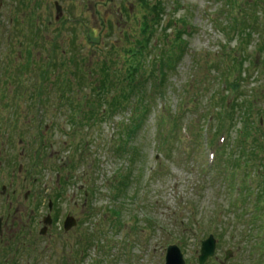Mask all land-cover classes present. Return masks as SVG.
I'll list each match as a JSON object with an SVG mask.
<instances>
[{
    "label": "rangeland",
    "instance_id": "rangeland-1",
    "mask_svg": "<svg viewBox=\"0 0 264 264\" xmlns=\"http://www.w3.org/2000/svg\"><path fill=\"white\" fill-rule=\"evenodd\" d=\"M22 1L24 0H17L18 6L14 5L13 0L4 1V10L0 9V20L3 25L6 24L5 27L9 26L10 17L15 14L23 15L20 12V10L25 11L21 9ZM58 1L63 8L64 15L56 22L55 3ZM148 1L154 3L156 0ZM160 1L165 7V13L162 15L164 28L170 22L177 24L181 19H188L190 24L188 28L190 34L186 37L189 40L188 53L178 65L176 74L168 78L167 96L156 101L161 107L167 103L166 107L174 113L179 110L181 97L183 101H188L198 92L190 86L191 83L187 86L194 74L192 57L200 60L201 56L218 53L221 49L220 44L224 37L216 30L212 16L219 15L224 8L219 0ZM241 1L251 3L254 0H239V3ZM24 2H26L24 6H31L34 12L41 13V24L45 25L44 28L50 25L48 30H44V38L49 40L56 38L60 41L69 39V44L64 45L67 52L73 48V44H70L74 34L73 20L81 18L83 21L78 26L79 34L76 36L78 43L83 41L82 32L86 29L93 32L97 28L99 34L96 33V40L99 39L104 50L107 46L118 42L120 30L123 32L124 29V33L132 30L134 33L139 30L138 26H140V14L137 8L139 0H39L36 2L25 0ZM34 2L36 5L39 3L37 7ZM242 8L251 13L252 8L248 5H243ZM259 13L260 15L264 13V9H260ZM104 21L107 25L112 22L114 25H119L120 30L118 29L116 34H110L111 31L108 33ZM5 32L7 33L6 30L0 33V38ZM171 32L172 30H169V33ZM157 35L161 36V33L158 31ZM7 36L5 34L6 38H13ZM157 40L155 37L153 45ZM257 40L255 36L252 41L253 47L249 51L256 65L248 77L249 88L264 83V67L256 64L262 57L254 47ZM22 42L25 46L26 43ZM234 44L235 42L232 43ZM1 45L0 72L9 64L11 65L9 62L11 59L16 64L20 62L19 56H23V61L26 60V51L24 48L17 47L18 43L13 49L9 47L8 42L4 46ZM38 47L41 50L40 46ZM20 49H23V53L19 55ZM78 49L88 52L91 47L83 41ZM154 55L149 59H154ZM213 77L214 74L211 73L207 90L203 87L204 94L199 99V106L191 103L186 107L188 111H185V118L179 123L178 137L167 139L166 142H163L165 140L163 137L155 138L156 125L153 115L148 117L139 131L138 138L133 143V145L141 143L140 153L134 162L132 158L117 154L114 148L117 136L126 129L124 124H126L127 117L124 118L117 114L114 119L108 118L104 123L99 122L89 129L73 127L66 122L63 113L55 119L56 108L51 106L55 105L54 102L48 105L49 109L43 102L41 108H37L33 106L35 103H30V99L26 98L28 94L17 97L18 90L11 87L7 93V101L0 100V132H2L3 142L9 143L11 152L16 153L18 163L25 164L26 168L30 167L28 160L35 161L36 157L42 156L39 159L40 166H36L35 171L38 181L42 184L38 188L39 194L42 197L47 194L45 203L50 196L55 197L56 195L59 167L65 165L67 158L78 160L77 157L82 155L83 161L76 168V172H72L75 178L64 191L62 199L57 202L60 211L58 214L62 216L67 211L74 210V203L84 201V191H89L87 209H90L93 215L89 221L81 220V230L77 231L76 236L70 235L64 239L60 238L61 240L56 237L52 242L38 244V248H30L31 256L20 254V252L15 254V247L11 253L7 254L5 250L7 242L4 243L0 249L2 264L5 260L8 264L10 263L6 255L14 260V264H58L62 259L61 256L69 262L70 254L75 258L76 264H165L166 251L170 245L180 247L187 264H199L198 257L202 242L213 231V227H209L210 218L232 224L229 231L236 241L230 240L231 233L223 239H217L216 256L209 260L208 264H248L249 244L244 241L240 242V231L244 229L236 226V219L232 215L228 218L230 214L226 213L225 216L220 214L219 207L226 205L224 190L219 187V183L216 184V188L213 186L214 183L213 185L208 183L211 179L210 174L215 175L209 165L213 162L214 155H212L213 150L208 148V144L213 147L217 141L221 142V138L219 140L218 138L222 135H216L214 132L213 128L216 124L214 119L209 131H205L208 125L203 123L204 112L201 111L208 102L206 94L214 87L211 83ZM34 81L36 82L37 78H34ZM2 86L5 85L0 81V87ZM185 88L189 92L184 93ZM51 97L56 98L57 95L53 94ZM39 118L43 119L42 123ZM194 120H196L199 131L188 135L187 126H190ZM52 122L58 125L51 127ZM46 126L49 127L48 131L45 130ZM235 128L229 131L228 138L235 137ZM10 131L14 134V141L6 140ZM20 131L25 134L23 132L18 134ZM20 138L23 139V144L18 142ZM42 139L45 141L43 148ZM158 143H160V148L157 146ZM225 144L227 145V142ZM224 146L222 148H225ZM77 147L84 151L77 152ZM222 148L217 150V158L221 155ZM36 150H41L43 153L36 156ZM22 151L25 152L24 157ZM204 167L206 168L205 173L203 172ZM129 172L133 174L130 178L131 183L125 190V194L118 196L117 189H119L120 179L128 176ZM66 174H69L67 170L59 176L64 178ZM81 233L85 234L87 239V253L83 256L82 262L79 261L80 250L75 247L74 243ZM22 240L23 238L19 237L17 242ZM62 243H65V247L72 244L71 249L74 251L70 253L68 247L64 249ZM240 245L243 252L239 254ZM229 250H233L235 256L228 263L225 261V256Z\"/></svg>",
    "mask_w": 264,
    "mask_h": 264
},
{
    "label": "trees",
    "instance_id": "trees-1",
    "mask_svg": "<svg viewBox=\"0 0 264 264\" xmlns=\"http://www.w3.org/2000/svg\"><path fill=\"white\" fill-rule=\"evenodd\" d=\"M24 1L21 9L27 11L20 12L23 16L27 15L22 22L15 17L7 31L23 36L8 42L11 49L16 47V43L17 47L24 48L26 60L16 64L11 59V65L7 64V68L0 72V81L5 85L0 87V100L7 101L11 87L18 90L17 97L36 95L38 102L44 101L48 109L51 102L55 103L51 105L57 111L54 112L55 118L65 109L67 112L63 111V116L66 122L81 129L94 127L108 118L114 119L117 114L127 117L124 124L126 129L117 136L116 152L132 158L133 162L141 149V143H133L148 117L154 114L155 138L163 137V142H166L178 137L179 123L185 118L186 107L191 103L199 106V99L204 94L203 87L207 90L209 75L214 74L211 78L214 87L206 94L208 102L201 110L204 112L203 123L208 120L211 125L214 119L216 135L227 132L228 137L231 129L235 126L238 128L234 129L235 137L227 139V145L212 169L215 175L210 174L208 183H214L215 188L219 183L224 190L226 205L219 207L220 214L225 216L227 213L230 214L228 218L232 215L236 219V226L244 229L240 231V241L250 244L253 264H264V83L254 88H249L248 83L250 71L256 66L249 54L255 36L258 40L254 47L262 56L256 64L264 67V13H259L260 9H264L263 0L251 3L219 0L224 10L212 17L216 30L224 37L221 49L215 54L200 55V60L192 57L194 74L187 86L191 83L190 86L198 92L188 101H183L181 97L179 110L174 113L167 109L165 102L163 111L158 109L159 103L156 101L167 96L168 78L176 74L178 65L188 53L189 43L185 38L190 34L188 19H181L177 24L170 22L164 28L162 15L165 7L162 2L139 0V30L124 33L125 30L122 32L119 25L113 22L107 25L104 21L108 33L116 34L120 30L118 42L104 50L99 39L96 40L98 29L95 28L94 33L86 29L81 34L91 49L84 52L78 49L83 41L78 43L76 40L78 26L83 21L75 20L70 42L73 48L67 52L64 45L69 40L44 38V30H48L50 25L44 28L40 13L34 12L31 6H24ZM243 5L251 7V13L246 12ZM158 31L161 36L157 35ZM155 37L158 40L153 45ZM22 41L26 43L25 46ZM153 55L154 59L150 60ZM39 61H42V65L37 66ZM34 78H37L36 82ZM186 88L183 89L184 93L189 92ZM53 94L57 97H51ZM195 122L187 126L188 135L198 130ZM53 125L58 124L52 122L51 127ZM76 150L84 151L80 147ZM203 172H206L205 167ZM230 225L210 218L209 227H213L214 233L221 239L231 233ZM230 240L236 241L233 238Z\"/></svg>",
    "mask_w": 264,
    "mask_h": 264
},
{
    "label": "flooded vegetation",
    "instance_id": "flooded-vegetation-1",
    "mask_svg": "<svg viewBox=\"0 0 264 264\" xmlns=\"http://www.w3.org/2000/svg\"><path fill=\"white\" fill-rule=\"evenodd\" d=\"M4 1L0 0L1 10H4ZM13 3L15 5L19 2L13 0ZM60 11L64 14L63 8ZM6 140L14 141L11 135ZM10 152V145L8 142H3L2 132H0V217L5 218L0 246L6 242L8 244L7 240H10V235L14 232L19 235L27 232L29 245H38L49 237L53 238L55 229L60 225L61 218L57 215L60 212L59 205L52 198L48 199L47 204L42 202V195L38 192V188L42 184L38 181L35 171L36 163L28 160L30 167L26 168L25 164L20 165L15 154ZM74 204V210L67 211L69 215L75 217L78 221V227L68 232L71 235H76L77 231L81 230L79 222L86 217L88 206L87 199ZM46 207L52 215V223L44 226L45 216H42L41 219L40 214H45ZM78 213L81 214L80 219ZM42 229L47 230L44 236L40 234ZM36 231H39V236H37Z\"/></svg>",
    "mask_w": 264,
    "mask_h": 264
},
{
    "label": "water",
    "instance_id": "water-1",
    "mask_svg": "<svg viewBox=\"0 0 264 264\" xmlns=\"http://www.w3.org/2000/svg\"><path fill=\"white\" fill-rule=\"evenodd\" d=\"M1 225H2V220L0 219V235L2 232ZM64 226H65L66 231H68L69 229L76 226V223L72 217H68ZM215 249H216V240L211 235L209 236L208 240H206L202 244L201 255L199 257V263L205 264L206 261H208L210 257H213L215 255V252H216ZM167 253L168 255H167L166 264H186L183 260V255L180 252V249L178 248V246H170L168 248ZM230 254H231V251L228 253V256H230ZM228 258L229 257H227V259Z\"/></svg>",
    "mask_w": 264,
    "mask_h": 264
}]
</instances>
